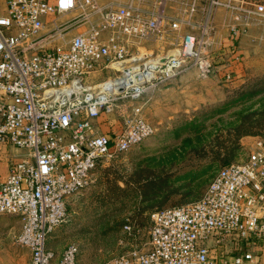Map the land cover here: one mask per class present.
Listing matches in <instances>:
<instances>
[{"label": "built area", "instance_id": "obj_1", "mask_svg": "<svg viewBox=\"0 0 264 264\" xmlns=\"http://www.w3.org/2000/svg\"><path fill=\"white\" fill-rule=\"evenodd\" d=\"M219 7L232 39L264 25V0H0V145L16 148L8 156L0 146V213L20 219L15 240L29 249V264H77L75 242L57 254L47 237L100 162L155 131L139 101L146 88L190 67L212 72ZM164 45L172 47L143 64L146 79L124 82L121 68L90 76L135 55L146 61V51ZM231 64H221L226 78ZM103 113H116L118 128L104 130ZM151 217L145 249L99 264H264L261 139L244 160L217 168L200 196Z\"/></svg>", "mask_w": 264, "mask_h": 264}, {"label": "rangeland", "instance_id": "obj_2", "mask_svg": "<svg viewBox=\"0 0 264 264\" xmlns=\"http://www.w3.org/2000/svg\"><path fill=\"white\" fill-rule=\"evenodd\" d=\"M216 29L218 39L229 33L227 27ZM252 29L258 37L262 35L258 46L264 50V27L248 28ZM220 46L213 43L210 48L216 52ZM169 47L146 51L149 58L145 62L157 59L153 54L164 53ZM219 56L215 53L216 66L207 75L190 67L145 89L139 101L155 131L130 149L100 162L90 184L69 198L67 220L47 237L49 247L57 254L67 243L75 242L79 247L77 264H99L112 255L145 249L151 216L157 208L197 198L217 168L225 162L244 160L256 140L264 144L263 65L258 61L253 65V58H247L253 68L248 66L244 76L226 78ZM140 58L129 60L127 66L100 67L90 76L100 80L117 75L119 68L123 71L138 64ZM133 73L136 75L130 80L144 77L139 69ZM244 89L245 94L241 93ZM110 115L118 118L116 113L107 118L103 113L100 123ZM115 124L119 126L118 119L111 122L116 128ZM238 125L248 127V131L234 139L232 134ZM0 146L8 150V156L16 151L12 146ZM6 157L4 154L0 159V170L6 171ZM207 166L205 174L194 173ZM147 174L148 184L144 181ZM163 178L167 187L155 194L154 189L164 185ZM19 226L17 215L0 213V264H29V249L15 240Z\"/></svg>", "mask_w": 264, "mask_h": 264}, {"label": "crops", "instance_id": "obj_3", "mask_svg": "<svg viewBox=\"0 0 264 264\" xmlns=\"http://www.w3.org/2000/svg\"><path fill=\"white\" fill-rule=\"evenodd\" d=\"M226 19L227 15L225 10L221 7L217 8L214 16V21L216 23L217 28H221L222 30L225 27L223 25V22H225ZM251 27L258 28L264 27V25H252L250 26V28ZM254 30H248L246 33L240 34L236 39H232L231 35H229L228 32L225 34L224 37H222L221 35L218 36L220 39L221 46L216 52H214V54H220L219 57H221L222 60H228L229 58V61L232 62L231 70L233 71V74L235 76H244L245 70L248 66L251 68L254 67L248 64L251 61L249 62L247 58H253V65H256L259 62L261 63L260 66L263 65L262 68H264V50H262V48H259L258 46V40L262 38V35L258 37L254 34ZM261 45L264 46V42H261ZM219 59L220 58H218V60ZM105 117L107 118V115H105ZM116 120L117 119L113 115H110L108 116V120L105 119L104 123H101V127L104 130H107L109 127H112L111 122L113 121L115 123ZM116 128H118V126H116ZM5 173V170H0V178H2Z\"/></svg>", "mask_w": 264, "mask_h": 264}, {"label": "bare ground", "instance_id": "obj_4", "mask_svg": "<svg viewBox=\"0 0 264 264\" xmlns=\"http://www.w3.org/2000/svg\"><path fill=\"white\" fill-rule=\"evenodd\" d=\"M136 56H141V55H135V56H133V57H131L130 59H128V61H127V63H125L126 64V66L128 65V64H130V62L131 61H129V60H131V59H133L132 60V62L135 60L134 58L136 57ZM149 56V55H148ZM147 56V57H148ZM146 57V58H147ZM154 57H156V58H158L157 56H154ZM144 58V57H143ZM145 58V59H146ZM139 58H136V60H138ZM140 59H142V58H140ZM144 59V60H145ZM153 60H156V59H153ZM149 61H152L151 59L149 60ZM148 62V61H147ZM142 63H145V61H143V62H140V63H138V64H134V65H132V66H130V67H128V68H126V69H124L123 70V72H122V75H124V77L121 79L122 81H124V82H131V81H134V80H142V79H146V78H148L149 76H150V74H151V71L149 70V68H147L146 66H144V67H142L143 66V64ZM125 64H124V66H125ZM141 70V72H142V74H143V76L144 77H134L132 80H130L131 79V77H133V76H135L136 74L135 73H133L134 71H136V70ZM145 70V71H144ZM149 74V75H148ZM97 84V83H96Z\"/></svg>", "mask_w": 264, "mask_h": 264}, {"label": "trees", "instance_id": "obj_5", "mask_svg": "<svg viewBox=\"0 0 264 264\" xmlns=\"http://www.w3.org/2000/svg\"><path fill=\"white\" fill-rule=\"evenodd\" d=\"M217 61V60H216ZM240 90H242V89H240ZM249 90V89H248ZM247 90V91H248ZM259 89H257L256 91H258ZM255 91V92H256ZM245 92H246V89H244L243 91H241V93H243V94H245ZM234 134H232V135H234V139H237V137L239 136V134H241L242 132H244V133H246L247 131H248V127H244L243 128V126H240V125H238L237 127H234ZM251 132V131H250ZM215 153H216V155H218L219 153H220V151H219V149H218V151L217 150H215ZM226 163H228V162H225L224 164H226ZM224 164H222V165H224ZM221 165V166H222ZM206 168H209L208 166L207 167H205V168H202L201 170H196V171H194V173H196V175H199L200 176V174L202 173V175L203 174H205L207 171H208V169H206ZM206 169V170H205ZM189 171H192V170H189ZM189 173V172H188ZM145 178H144V181H146L147 183L146 184H148V183H150V175L149 174H147V175H145L144 176ZM166 178H163V181L165 180ZM165 182V181H164ZM168 186H170V184L168 185ZM150 187H152V186H149V188ZM167 187V183L165 182L164 183V185L162 186V188L161 187H159L158 186V188L156 187L155 189H154V193L155 194H157L159 191H161L162 189H164V188H166ZM171 205H174V204H171ZM163 207V206H162ZM159 208H161V207H159ZM158 209V208H157Z\"/></svg>", "mask_w": 264, "mask_h": 264}, {"label": "water", "instance_id": "obj_6", "mask_svg": "<svg viewBox=\"0 0 264 264\" xmlns=\"http://www.w3.org/2000/svg\"><path fill=\"white\" fill-rule=\"evenodd\" d=\"M144 58H145V57H144ZM165 58H166V57H162V58H160V61H161V62L165 61Z\"/></svg>", "mask_w": 264, "mask_h": 264}]
</instances>
